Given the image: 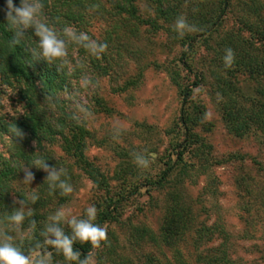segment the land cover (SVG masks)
Returning a JSON list of instances; mask_svg holds the SVG:
<instances>
[{"label": "trees", "instance_id": "1", "mask_svg": "<svg viewBox=\"0 0 264 264\" xmlns=\"http://www.w3.org/2000/svg\"><path fill=\"white\" fill-rule=\"evenodd\" d=\"M149 1L156 6L153 15L141 13L137 0H41L42 18L56 28L61 38L65 39L68 51L71 50L63 62L48 64L36 60L32 55L38 38L31 28L25 30L22 36H16L15 28L7 22L6 0H0V109L4 105L1 96L6 92L10 98L23 104V111H17V115L0 111V137L5 136L9 141L8 155L0 152V225L4 227L3 234L12 236L26 255L39 244L37 250L50 253L52 264H69L61 253L44 244L45 237L41 235L48 217L52 215L51 205L64 203L67 195H61L58 188L49 187V182L45 181L47 173L37 188L29 193L22 188L15 190L13 183L19 178L23 165H31L33 160L39 158L46 160L50 168H63L65 175L61 179L70 184L76 179L73 170L77 168L97 189L110 192L108 176L85 152L87 141L92 137L85 112L79 113V120L73 119L78 106L86 110L91 107L80 100L78 78L81 74L89 75L94 84H98L102 78H110L114 93L137 86L142 72L123 78L124 74L119 71L137 54L135 41L145 31L151 35L166 33L172 41L187 46L179 58L181 70L194 73L196 81L192 85H182L180 69L172 71V79L180 87L182 97L177 131L179 135L183 132V138L174 144L172 153L158 171L142 173L144 183H133L129 195H110L106 201L98 203L99 211L94 223L104 227L118 222L123 214V202L143 188L149 191L163 190L167 202L159 234L148 228L135 227L132 240L137 243L143 240L157 246L163 254L164 247L180 253L183 244L189 242L196 251V264H248L236 253L235 237L244 241L252 239L250 229L235 236L227 229L221 216L210 221L211 215L203 209L206 210V217H203L184 190L185 183L197 182L194 178L197 179L200 173H211L213 167L242 157L240 154H230L221 159L213 157L212 144L197 132L198 127L211 130L212 123L205 119V107L193 99L194 88L201 84L198 80L201 74L193 71L191 56L198 42L204 40L207 43L217 35L220 36L217 43L222 56L225 49L233 50L234 62L231 67L226 68L222 62L220 73L215 77L218 95L214 97V103L225 126L232 133L244 137L257 130L262 133L264 143V4L259 0L240 1L238 28L229 29L221 35L220 28L232 8L233 0ZM19 3L20 0H14V5L18 6ZM183 10H186L185 19L194 30L186 31L181 37L174 30V24L178 17L183 16ZM93 22L107 25H104L102 40L89 30ZM65 28L85 33L92 40L106 44L105 51L98 57L88 54L63 35ZM14 40H18V43H14ZM74 54L81 58L80 63H77ZM239 73L247 74L254 81L253 95L245 93L237 85L235 77ZM93 100L100 108L109 110L97 94ZM14 125L22 132V138H14L9 133V128ZM48 144H57L72 163L54 158L53 152L46 147ZM214 182L215 177L210 175L200 203L206 201L207 196L216 195ZM33 192L39 197L35 203L29 199ZM20 200L24 201L25 211L31 210L32 214L26 215L23 224L15 227L6 218L14 209L21 207L18 203ZM62 226L65 233L70 235L66 221ZM116 246L107 237L95 249L79 241L73 247L80 252L81 259L91 254L97 264H130L128 260H121ZM176 260L162 262L153 253L146 254V264H186L180 257Z\"/></svg>", "mask_w": 264, "mask_h": 264}, {"label": "rangeland", "instance_id": "2", "mask_svg": "<svg viewBox=\"0 0 264 264\" xmlns=\"http://www.w3.org/2000/svg\"><path fill=\"white\" fill-rule=\"evenodd\" d=\"M240 1L242 0H233L232 8L219 34L223 35L229 29L238 28ZM259 1L264 4V0ZM137 4L144 15L155 14L156 6L151 1L137 0ZM183 16L186 17V10H183ZM104 25L106 24L103 22H93L89 30L97 39L102 40ZM140 37L138 40L135 39L137 54H134L132 59L128 60V65L119 71L120 74H124L123 78L142 72L137 86L122 93H114L110 78H102L98 84L90 81L87 88L82 87L81 80L85 76L90 80V76L81 74L78 78L80 86L77 90H81L78 94L80 100L91 105L84 114L87 127L92 134L87 141L85 152L108 176L110 192L97 189L82 171L74 168L73 174L76 179L71 184L73 192L67 194L64 203H53L51 214L63 208L70 211L72 216L84 218V211L88 206L95 205L99 211L97 204L110 195H129L133 183H144L142 173L158 171L172 153L174 144L183 138V132L179 135L177 131L182 97L180 87L172 79V71L180 69L182 85H192L196 81L194 73L181 70L179 58L187 46L172 41L163 32L151 35L142 31ZM219 37L217 35L210 38L207 43L204 40L198 42L191 56L193 71L201 74L198 78L201 84L194 88L193 99L205 107V119L212 123L209 131L203 130L202 127L196 130L212 144L213 157L221 159L230 154H240L242 157L213 167L211 173H200L197 179L194 178L197 182L185 183L184 190L203 217H206L204 213L206 210L211 215L210 221L221 216L227 229L235 236L245 229H250L252 239L244 241L235 237L236 253L248 264H264L263 135L260 131L253 130L244 137L236 136L225 126L215 106L214 97L218 95L215 77L220 73L223 62V56L218 50ZM68 50L67 46V53L71 51ZM73 56L77 58V63H80L81 58H78L77 54ZM70 63L73 65L72 61ZM235 81L245 93L254 94L255 83L247 74H237ZM95 94L103 99L109 110L100 108L94 102ZM1 103L4 104L0 109L1 113L17 115V111H23V104L10 98L7 92L2 94ZM46 147L53 152L54 158L65 160L67 164L72 163L57 144H48ZM8 149V139L5 136L0 137V152L8 155ZM137 153L149 159L148 168L137 167L134 161V155ZM24 166L29 168L34 179L31 184L24 182L25 173L21 170L19 178L13 183V188L15 190L22 188L24 192L29 193L30 190L37 188L40 180L45 179L46 172L35 166L26 164ZM210 175L215 177L216 195L207 196L206 201L200 203L203 199L201 198L203 188L210 181ZM166 202L165 191H149L143 188L123 202V214L118 222L104 226L109 240L117 245L121 260H128L130 264H146V254L153 253L162 262L175 261L180 257L186 264H196V251L189 242L181 245L180 253L164 247L163 254L157 246L143 240L137 243L131 239L135 227L148 228L159 234ZM3 230L4 227L0 225V234H3ZM94 259L96 261V258Z\"/></svg>", "mask_w": 264, "mask_h": 264}, {"label": "clouds", "instance_id": "3", "mask_svg": "<svg viewBox=\"0 0 264 264\" xmlns=\"http://www.w3.org/2000/svg\"><path fill=\"white\" fill-rule=\"evenodd\" d=\"M6 18L9 25L16 30V36H22L23 32L31 28L35 37L38 38L37 46L32 50V55L36 60H43L48 64H54L57 61H64L67 56V43L58 34L55 27L49 25L42 18L43 4L41 0H20L18 6L14 5V0H6ZM174 30L179 36H183L186 31L194 30V27L188 24L187 20L180 16L176 19ZM63 35L74 42L77 46L82 47L86 52L93 56H100L106 49L107 45L92 40L85 33H77L72 28H65ZM18 43V40H14ZM223 63L226 68L231 67L234 62V52L231 48L225 49ZM82 87L87 88L90 80L87 76L81 80ZM49 99H52L49 97ZM54 106V105H53ZM86 112L83 106H78L73 114V119L79 120V113ZM9 133L14 137H21L22 132L14 125L9 128ZM134 161L139 168H148L149 159L140 153L134 155ZM31 165L43 169L46 173L45 181L49 182V187L59 189L61 195H67L73 192V187L66 180L61 179L65 175L63 168L49 167L46 160L35 159ZM25 173L23 179L27 184H31L34 177L28 167H23ZM38 196L33 192L29 199L32 203L38 200ZM18 203L21 207L14 209L8 216L7 221L10 225L19 227L23 224L26 215H31V210L25 211L24 201ZM97 208L95 205L88 206L84 211V218L72 216L70 211L59 209L48 217V222L41 235L45 237L44 244L51 246L57 252L61 253L69 264H96L94 257L89 254L81 259L80 252L74 250V244L79 241L81 244L88 243L93 249L100 247L101 242L107 238L106 229L94 221L97 217ZM70 217V218H69ZM67 222L71 234H66L63 228L64 222ZM40 245L31 250L26 255L21 247L14 242V238L7 234H0V264H52L51 254L46 251H38Z\"/></svg>", "mask_w": 264, "mask_h": 264}]
</instances>
